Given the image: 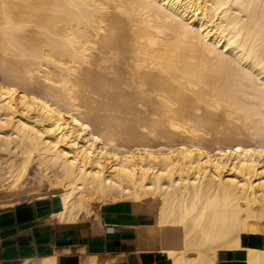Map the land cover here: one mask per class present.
<instances>
[{
	"label": "bare ground",
	"instance_id": "bare-ground-1",
	"mask_svg": "<svg viewBox=\"0 0 264 264\" xmlns=\"http://www.w3.org/2000/svg\"><path fill=\"white\" fill-rule=\"evenodd\" d=\"M12 144L59 222L130 201L174 264H264V0H0Z\"/></svg>",
	"mask_w": 264,
	"mask_h": 264
},
{
	"label": "crops",
	"instance_id": "crops-1",
	"mask_svg": "<svg viewBox=\"0 0 264 264\" xmlns=\"http://www.w3.org/2000/svg\"><path fill=\"white\" fill-rule=\"evenodd\" d=\"M55 212L47 199L0 206V264H91L93 257L99 264H174L149 241L155 215L130 201L103 204L76 223L59 222ZM245 259L221 253L218 264Z\"/></svg>",
	"mask_w": 264,
	"mask_h": 264
},
{
	"label": "rangeland",
	"instance_id": "rangeland-1",
	"mask_svg": "<svg viewBox=\"0 0 264 264\" xmlns=\"http://www.w3.org/2000/svg\"><path fill=\"white\" fill-rule=\"evenodd\" d=\"M6 146H4V147L6 148ZM4 147H1V149H0V200H1L0 206L6 205L9 203L15 204V202H17V203H26L28 201L34 202V201H37L38 195L47 194L48 195L47 200L51 201L55 207V201L59 199L57 196L59 193H54L55 197H53V194H51V195L48 194L49 183L44 178L40 179V173H39L38 167L36 166L35 162L32 164L30 172L27 175L28 178L26 179V177H25L22 180L21 184L18 185L17 188L14 189V187L12 185H10L11 183L13 184V180L5 181L6 180L5 173H6V170L8 169V165L10 162L9 159L13 155L16 156L17 151H15L13 144H12V146L11 145L7 146L6 150H8V148H9L8 152L5 150ZM2 148L4 149V151L2 150ZM21 157L22 156H19V155H17L15 157V159H16V161H18V163H20L23 160V159L21 160ZM261 166H262V163H261ZM164 180L168 183L169 179L165 178ZM40 181L42 184L40 183ZM39 184H41V185L39 186ZM7 188H8V190H7ZM36 190H37V192H36ZM148 200L151 201V199H148ZM156 201H157V199H156ZM101 205L102 204L97 203V202L93 203V208L91 209L92 213L90 212L89 215L93 214L95 212V208H98ZM148 209H149L148 206H144L142 210L147 211Z\"/></svg>",
	"mask_w": 264,
	"mask_h": 264
}]
</instances>
